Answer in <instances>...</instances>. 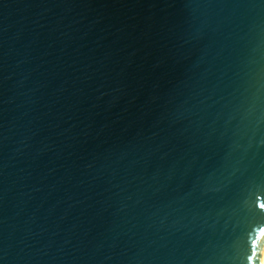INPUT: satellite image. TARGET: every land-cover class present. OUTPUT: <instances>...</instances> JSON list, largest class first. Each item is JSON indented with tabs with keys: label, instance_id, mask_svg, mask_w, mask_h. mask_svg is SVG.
<instances>
[{
	"label": "water",
	"instance_id": "water-1",
	"mask_svg": "<svg viewBox=\"0 0 264 264\" xmlns=\"http://www.w3.org/2000/svg\"><path fill=\"white\" fill-rule=\"evenodd\" d=\"M264 0H0V264H261Z\"/></svg>",
	"mask_w": 264,
	"mask_h": 264
},
{
	"label": "bare ground",
	"instance_id": "bare-ground-1",
	"mask_svg": "<svg viewBox=\"0 0 264 264\" xmlns=\"http://www.w3.org/2000/svg\"><path fill=\"white\" fill-rule=\"evenodd\" d=\"M261 264H264V257H262Z\"/></svg>",
	"mask_w": 264,
	"mask_h": 264
}]
</instances>
